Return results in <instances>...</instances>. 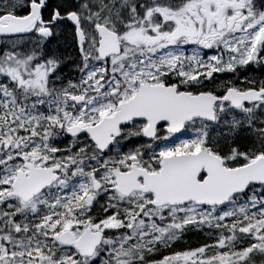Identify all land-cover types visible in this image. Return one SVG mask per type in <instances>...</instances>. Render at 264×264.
<instances>
[{"label": "snow or ice", "instance_id": "1", "mask_svg": "<svg viewBox=\"0 0 264 264\" xmlns=\"http://www.w3.org/2000/svg\"><path fill=\"white\" fill-rule=\"evenodd\" d=\"M0 264H264V0H0Z\"/></svg>", "mask_w": 264, "mask_h": 264}, {"label": "trees", "instance_id": "2", "mask_svg": "<svg viewBox=\"0 0 264 264\" xmlns=\"http://www.w3.org/2000/svg\"><path fill=\"white\" fill-rule=\"evenodd\" d=\"M185 239L187 240L188 244L196 245V244L202 242L205 239V237L202 233L197 234L195 232H189L186 234ZM184 246H185L184 244L177 245L178 248H182Z\"/></svg>", "mask_w": 264, "mask_h": 264}]
</instances>
